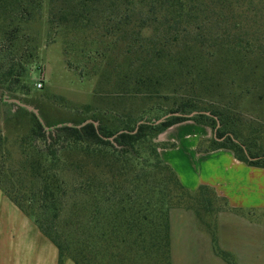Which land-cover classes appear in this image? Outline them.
Wrapping results in <instances>:
<instances>
[{"label":"trees","instance_id":"trees-1","mask_svg":"<svg viewBox=\"0 0 264 264\" xmlns=\"http://www.w3.org/2000/svg\"><path fill=\"white\" fill-rule=\"evenodd\" d=\"M47 1L48 44L73 35L65 41L68 55L80 47V34H87L85 44L100 46L93 71L101 68L98 60H107L96 96L105 91L117 100L84 108L91 118L79 125L90 119L98 127L65 126L49 133L35 114L8 103L30 91L45 1L0 0V126L15 124L21 114L32 121L21 140L22 159L0 168L1 192L56 247L58 264H160L164 258L171 264L172 209L193 211L215 253L236 264L218 246L216 223L204 220L217 216L227 201L206 186L188 191L154 140L193 122L215 135L200 141L198 153L229 150L240 162L264 169V154L253 152L251 142L259 126L252 127L253 136L245 135L252 122L242 108L245 99L264 102V73L258 71L264 42L243 20L263 14L264 0ZM132 99L140 100V108H125ZM170 102L163 112L162 103ZM147 103L152 107L145 109ZM145 110L155 115L150 119ZM173 113L181 116L155 125ZM193 113L198 114L189 117Z\"/></svg>","mask_w":264,"mask_h":264},{"label":"crops","instance_id":"crops-1","mask_svg":"<svg viewBox=\"0 0 264 264\" xmlns=\"http://www.w3.org/2000/svg\"><path fill=\"white\" fill-rule=\"evenodd\" d=\"M180 136L172 148L165 139H158L160 155L188 191L206 186L227 201L214 220L219 248L233 255L236 264H264V169L240 162L229 150L198 153L203 137ZM192 214L170 212L171 264H227ZM0 264H58L56 247L1 190Z\"/></svg>","mask_w":264,"mask_h":264},{"label":"rangeland","instance_id":"rangeland-1","mask_svg":"<svg viewBox=\"0 0 264 264\" xmlns=\"http://www.w3.org/2000/svg\"><path fill=\"white\" fill-rule=\"evenodd\" d=\"M44 1L45 10L43 18L40 23L36 25L37 30L42 34L41 48L39 50L37 62L31 67L30 78L27 82L30 91L28 94H18L13 100H19L22 103L37 109L46 127H58L66 124L79 126L84 118L89 117V115L84 111L86 106L101 105L103 107H107L113 102L116 103L115 100L117 99L111 98L105 91L98 97L96 96V91L99 88V82L103 81L102 76L105 74L103 66L106 64L107 60H98V63L96 64L100 65L101 68L98 73L93 71V67L95 65L93 64V58L96 56L94 51L100 46L97 44H85V39H83V37L87 38V34H80L81 38L78 37L79 43L77 45L80 47L74 50V52H69L68 55L65 54V41L66 38L72 39L73 35H61L57 38L56 43L48 44V38L46 37L49 30L46 23L48 18V1ZM239 12L237 14H239ZM258 14L259 17L257 18L252 16V18H243V20L249 23L248 30L251 34L255 37H260L259 40L264 42V13H257V15ZM85 47L88 51L81 53ZM112 54L114 53H111V55ZM88 55L91 56L90 59L87 58ZM69 62L72 65V70L68 68L67 63ZM258 71H260V74L264 73V62L260 64ZM107 75L108 73H106L105 76L107 77ZM38 82H41L43 85L41 90L36 88V84ZM257 101L255 99H245L242 101V108L245 110L243 115L246 121H249V123L252 122V124H250L251 126L248 125L247 128H245L244 133L245 135L251 137V135L253 136L254 134L252 127L259 126V134H254V138L251 139V142L254 144L252 145V149L253 152L264 154V102L258 103ZM125 102L126 101L123 100L122 104L124 105ZM126 104L129 105L125 106V108L132 106L130 104H134V108H140L141 103L140 100L132 99L126 102ZM151 107V104L147 103L145 109H149ZM171 107V102L162 103L161 110L163 112H167ZM119 110L123 111L124 109L120 107ZM135 110H137V114L141 115L142 110ZM13 112L19 113L20 111L18 108L13 106ZM144 115H149L151 119V115L154 116L155 114L149 113L145 110ZM31 122L32 121L28 115L23 116L21 114L15 124L10 126L7 125L5 127H3V125L0 126V131H2V135H0V168L2 165L9 167L14 158L16 160L22 159V151L24 150V147L22 146L23 143H21V140L23 135H25L31 128ZM53 131H55V129ZM197 131H204V133L202 135H197L199 134ZM180 135H184V137H203L205 140H210L215 137L212 129L203 126L199 128L193 124V122H190L186 126H175L167 130L165 134L161 136L162 138L157 137L154 141L160 145L158 139H165L168 141L167 143L165 142V145H167L168 148H172L175 146L174 141L176 139L178 140ZM36 144L44 149L42 141H38ZM219 205L223 206L220 202L215 203L216 207ZM172 210L190 212L196 217L193 211L185 209ZM215 217V214H212L210 217H207L206 215L204 220L207 221V223H212L214 222ZM199 226L202 230L206 231L204 226ZM142 264H156V262H145ZM160 264H166L165 258Z\"/></svg>","mask_w":264,"mask_h":264},{"label":"water","instance_id":"water-1","mask_svg":"<svg viewBox=\"0 0 264 264\" xmlns=\"http://www.w3.org/2000/svg\"><path fill=\"white\" fill-rule=\"evenodd\" d=\"M7 102L10 103V104L15 105V106H17V107L24 108V109L28 110L29 112L35 114V116H36V117L39 119V121L43 124V126L45 127V129H46V131H47L48 133L51 132V131H53L54 129L62 128V127H65V126H68V127H76V128H78V129H81V128L85 127V126L88 125V124H94L95 127H98V126H99V124H98L97 122H94V121H92V120H88V121L84 122L83 124H81V125H79V126H74V125H72V124H66V125H60V126H58V127H46L45 124H44V122H43V120H42V118H41V116H40L39 111H38L37 109H35L34 107H31V106H29V105H26V104L22 103V102L19 101V100H7ZM196 114H198V113H193V114L190 115L189 117H193V116H195ZM208 115H209V114H208ZM179 116H181V115L178 114V113L168 114V115L164 116L163 118H161L160 120L155 121V125H160V124L166 122L168 119H170V118H172V117H179ZM143 123H144V122H141V123H139V125H141V124H143ZM218 128H219V126L217 127L215 133L217 132ZM121 133H122V132H121ZM121 133H120V134H121ZM111 140H113V139H111Z\"/></svg>","mask_w":264,"mask_h":264},{"label":"built area","instance_id":"built-area-1","mask_svg":"<svg viewBox=\"0 0 264 264\" xmlns=\"http://www.w3.org/2000/svg\"><path fill=\"white\" fill-rule=\"evenodd\" d=\"M36 88H37L38 90H41V89L43 88L42 83H41V82H38V83L36 84Z\"/></svg>","mask_w":264,"mask_h":264}]
</instances>
